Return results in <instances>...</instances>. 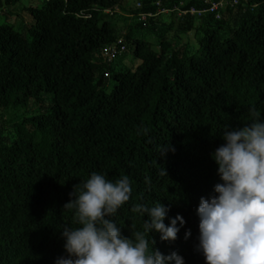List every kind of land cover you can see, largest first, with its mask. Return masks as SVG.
<instances>
[{"label": "trees", "instance_id": "trees-1", "mask_svg": "<svg viewBox=\"0 0 264 264\" xmlns=\"http://www.w3.org/2000/svg\"><path fill=\"white\" fill-rule=\"evenodd\" d=\"M219 1L0 0V264L67 256L58 229L78 225L63 205L92 172L129 178L111 217L121 235L147 219L134 205L160 201L166 226L177 213L185 223L174 241L150 233L153 247L205 264L196 208L220 182L209 154L251 108L264 120V0L209 11ZM191 7L203 12L179 14ZM122 15H134L124 33Z\"/></svg>", "mask_w": 264, "mask_h": 264}, {"label": "clouds", "instance_id": "clouds-1", "mask_svg": "<svg viewBox=\"0 0 264 264\" xmlns=\"http://www.w3.org/2000/svg\"><path fill=\"white\" fill-rule=\"evenodd\" d=\"M259 115L251 108L246 123L224 125L223 143L209 154L220 182L213 185L214 195L199 198L196 208L194 247L205 264H264V120ZM131 191L127 176L113 182L92 172L78 191L69 193L63 207L72 211L78 227L58 229L67 256L56 257L53 264H184L175 251L165 255L153 247L150 233H159L161 241H174L185 223L177 213L168 217L166 226L169 209L160 201L150 207L134 205L131 211L147 219L131 237L121 235L111 217ZM189 234L186 229L184 238Z\"/></svg>", "mask_w": 264, "mask_h": 264}, {"label": "rangeland", "instance_id": "rangeland-1", "mask_svg": "<svg viewBox=\"0 0 264 264\" xmlns=\"http://www.w3.org/2000/svg\"><path fill=\"white\" fill-rule=\"evenodd\" d=\"M139 0H125L126 2V6L131 7L134 6L133 4H135L136 6H139L138 3ZM37 2V0H20V2L18 3V5L20 6V3L24 6H29L30 4H35ZM17 5V6H18ZM16 6V7H17ZM0 11H3L1 6H0ZM166 14V13H163ZM134 15H130V16H126V15H122V17H120L117 21H116V26L119 27V30L121 29L122 32H125V29H127V26L129 24H132L134 22ZM164 18V21L167 22V16L166 17H162ZM5 19L4 16L0 17V23H4ZM146 40H149L153 43L156 42L157 37L156 35H151V36H146L144 37ZM186 38L188 39V41L190 43L194 42V35H193V31L189 32L186 35ZM131 47H129V49L127 50V54L124 56L123 65H126L127 67H133L136 64H138V61H136L133 57H132V53H131ZM119 70V66L116 64L115 65V71Z\"/></svg>", "mask_w": 264, "mask_h": 264}, {"label": "built area", "instance_id": "built-area-1", "mask_svg": "<svg viewBox=\"0 0 264 264\" xmlns=\"http://www.w3.org/2000/svg\"><path fill=\"white\" fill-rule=\"evenodd\" d=\"M227 0H220L219 2L217 3H212L211 6L208 8L209 11H213V10H217L219 7H221L223 5V3ZM232 4H235L237 3V0H232L231 2ZM168 9L166 8H159V12L160 13H168ZM203 12V10H197V9H194L193 7L189 8L188 10H180L179 11V14H186V13H189L190 15H195V16H200V14ZM216 17H219L220 15L218 13L215 14ZM145 18V15H141V19H144Z\"/></svg>", "mask_w": 264, "mask_h": 264}]
</instances>
